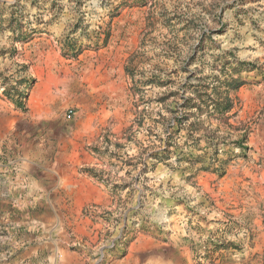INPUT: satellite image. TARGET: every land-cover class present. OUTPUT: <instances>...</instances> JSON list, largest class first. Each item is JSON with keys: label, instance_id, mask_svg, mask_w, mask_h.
Segmentation results:
<instances>
[{"label": "rangeland", "instance_id": "374dc122", "mask_svg": "<svg viewBox=\"0 0 264 264\" xmlns=\"http://www.w3.org/2000/svg\"><path fill=\"white\" fill-rule=\"evenodd\" d=\"M54 27L69 54L113 36V81L25 129L27 174L0 141V264H118L136 241L142 264H264V0H0V92L25 114L15 37Z\"/></svg>", "mask_w": 264, "mask_h": 264}, {"label": "crops", "instance_id": "0c3cea01", "mask_svg": "<svg viewBox=\"0 0 264 264\" xmlns=\"http://www.w3.org/2000/svg\"><path fill=\"white\" fill-rule=\"evenodd\" d=\"M19 39L17 50L13 48L12 54L32 80V86L25 97L27 113L20 111L12 98H7L0 92V141L10 137L16 142L15 153L17 159L22 161L20 174L23 175L27 174V161L32 156L30 149L22 142L25 129H33L37 123L50 118L49 113L56 109L51 106L53 99H70L80 107L79 110H83L88 104V98L96 95L94 79L102 81L98 88L105 90L108 87V81H113L114 74V38L111 36L106 39L93 56L88 54L90 50L87 49L78 53H75L76 49H72L69 54L63 47L64 30L60 27ZM6 65V62L0 63V71ZM137 243L139 242L131 244L130 253L118 264H142ZM71 254L77 256L67 248L62 249L64 261Z\"/></svg>", "mask_w": 264, "mask_h": 264}, {"label": "trees", "instance_id": "16d2710c", "mask_svg": "<svg viewBox=\"0 0 264 264\" xmlns=\"http://www.w3.org/2000/svg\"><path fill=\"white\" fill-rule=\"evenodd\" d=\"M13 34H15L14 33V31H13ZM16 39L18 38H23L22 36H21V34L20 35H18V36H16L15 37ZM22 68H24L22 65H20ZM1 74V73H0ZM6 94L9 96V97H11V98H13L12 97V95H10L9 94V92H6ZM15 95H16V98H13L14 99V101H15V104H16V106H18V107H20V108H23V103H22V98H24V95H22V94H20V93H15ZM231 106V103H230V101L227 99V101H226V103H225V108H229ZM228 111V110H227Z\"/></svg>", "mask_w": 264, "mask_h": 264}, {"label": "bare ground", "instance_id": "6f19581e", "mask_svg": "<svg viewBox=\"0 0 264 264\" xmlns=\"http://www.w3.org/2000/svg\"><path fill=\"white\" fill-rule=\"evenodd\" d=\"M40 89H41V87H40ZM36 90V89H35ZM38 90V89H37ZM46 92V91H45ZM38 98V97H37ZM33 106V105H32ZM31 107V106H30ZM33 108V107H32Z\"/></svg>", "mask_w": 264, "mask_h": 264}, {"label": "built area", "instance_id": "2783aa9c", "mask_svg": "<svg viewBox=\"0 0 264 264\" xmlns=\"http://www.w3.org/2000/svg\"><path fill=\"white\" fill-rule=\"evenodd\" d=\"M21 78V77H20ZM23 78V77H22Z\"/></svg>", "mask_w": 264, "mask_h": 264}]
</instances>
